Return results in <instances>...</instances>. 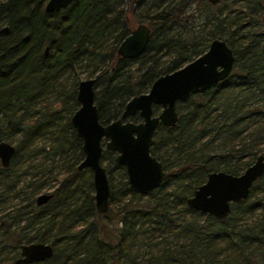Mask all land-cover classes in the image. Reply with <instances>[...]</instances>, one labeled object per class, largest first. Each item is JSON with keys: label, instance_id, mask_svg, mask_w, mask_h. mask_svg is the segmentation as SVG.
I'll list each match as a JSON object with an SVG mask.
<instances>
[{"label": "trees", "instance_id": "obj_1", "mask_svg": "<svg viewBox=\"0 0 264 264\" xmlns=\"http://www.w3.org/2000/svg\"><path fill=\"white\" fill-rule=\"evenodd\" d=\"M44 1L0 0V139L15 145L8 165H0V203L15 199L11 210L0 209V264H264V173L223 218L185 202L208 171L239 173L264 151V0L226 12L213 9L220 0H72L51 12ZM191 4L203 11L196 29L186 27ZM143 18L151 28L145 50L133 59L117 56L118 42ZM213 37L231 47L233 67L179 102L175 124L155 129L150 153L164 179L147 194L133 192L103 149L100 160L121 177L115 183L109 174L108 208L96 212L86 169L76 170L81 140L69 123L80 73L95 75L105 123L130 95L201 53ZM66 80L63 96L72 104L60 110L45 95L60 97ZM41 134L46 141L37 145ZM55 156L64 170L51 199L36 205ZM29 241L51 243L52 256L24 259L18 246Z\"/></svg>", "mask_w": 264, "mask_h": 264}, {"label": "water", "instance_id": "obj_2", "mask_svg": "<svg viewBox=\"0 0 264 264\" xmlns=\"http://www.w3.org/2000/svg\"><path fill=\"white\" fill-rule=\"evenodd\" d=\"M72 0H46L45 11L58 10ZM216 3L218 0H207ZM264 26V25H263ZM148 27L136 24L118 42L116 52L124 58H134L145 48ZM47 45L43 48L46 54ZM234 62L232 49L222 38L213 37L206 48L179 67L157 75L149 87L131 95L123 105L120 117L101 123L94 103V76L80 78L76 83L75 98L78 106L69 117V122L81 140L82 157L77 169L89 168L92 178V197L95 211L103 213L108 208L109 184L103 165L101 149L115 151V162L124 168L129 190L147 194L156 188L165 177L161 162L150 153L153 133L162 124L171 126L178 118L176 103L183 102L197 92H203L231 71ZM156 106L158 110L153 109ZM156 111V112H155ZM137 113L139 120L126 119ZM15 145L0 139V164L5 166L14 153ZM264 173V152H259L253 161L239 173L221 169L210 170L185 199L187 205L200 212L218 218L225 217L231 204L246 198L253 182ZM52 196L51 191L38 192L35 204H43ZM19 254L32 261L50 258L51 243L46 241L22 242Z\"/></svg>", "mask_w": 264, "mask_h": 264}, {"label": "rangeland", "instance_id": "obj_3", "mask_svg": "<svg viewBox=\"0 0 264 264\" xmlns=\"http://www.w3.org/2000/svg\"><path fill=\"white\" fill-rule=\"evenodd\" d=\"M246 4H247V0H220L218 5L213 7V9L214 10L218 9L217 8V6H218L219 8H222L224 12H226L228 9L229 10H232V9L239 10L240 8H244V6ZM185 11L186 12H192V14L194 16L193 20H191V23L187 24L186 27H190V28H193V29L198 28L201 25L200 21H201V15L203 14V11H201V9L196 7V6L194 7V4H191V5L187 6V7H185ZM140 21L146 22L145 18L141 19ZM162 60H164V59H162ZM84 77H85V75L83 73H80L79 79L80 78H84ZM62 86H63L62 89H61L62 95L60 97L56 95L57 91L53 92V93L52 92H48L45 95L46 96L45 97V99H46L45 102H48L50 105H54V106L58 105L60 110L64 106L69 107L70 104H72V100L70 98H68V97L65 98L63 96V93L66 90H68V88L70 87V82L66 80V82H64ZM96 88H97V86H96ZM40 104H42V101L40 102ZM155 110L157 111L158 108H156ZM45 141H46V135H42L41 134V135H39L36 138V144L37 145H39L40 143L45 142ZM107 160L108 159L102 160V163L104 164L105 168L110 169L109 168L110 166H107V164L105 163V162H107ZM53 163L55 164V167H54V169L52 171V175L46 181V185L48 186L46 188V190H51L52 187H54V186H56L58 184L59 179H60V177L62 175V172L64 170V160L61 159L60 157L55 156L54 160H53ZM31 171H32L31 168L27 169V172H31ZM24 176L27 177L26 175H24ZM82 176L84 178L89 177L90 176L89 170L88 171L87 170L84 171ZM120 177L121 176H120L119 170L117 168L113 167L111 169V179H112V181L117 183L118 182V178L120 179ZM42 190L43 189H41L40 191H42ZM258 194H261V193L259 192ZM14 201H15V199L12 198L11 200L7 199L4 202H1L0 203V209L3 212H5L7 210H11L10 207L13 204ZM110 216H112V215L110 214ZM107 217H108V215L107 216L102 215L99 219L107 221ZM78 224L79 223L76 222L75 225L78 226Z\"/></svg>", "mask_w": 264, "mask_h": 264}, {"label": "flooded vegetation", "instance_id": "obj_4", "mask_svg": "<svg viewBox=\"0 0 264 264\" xmlns=\"http://www.w3.org/2000/svg\"><path fill=\"white\" fill-rule=\"evenodd\" d=\"M218 1H219V0H218ZM218 1H217L216 3H218ZM45 2H46V0L43 2V6H42V7H44ZM70 2H71V1H70ZM70 2H69V3H70ZM69 3H68V4H69ZM216 3H214V4H216ZM68 4H67V5H68ZM210 4H212V3H210ZM214 4H213V5H214ZM67 5H66V6H67ZM66 6H64V7H66ZM64 7H60L59 9L64 8ZM59 9H58V10H59ZM43 10H44V8H43ZM58 10H53V11H58ZM44 11H45V10H44ZM48 12H51V11H48ZM138 23H143V24H145V25L148 27V29H149L148 40H149V36H150V33H151V28L148 26V24H147L146 22L139 21V22H137L136 24H138ZM136 24H135V25H136ZM135 25H133L131 28H133ZM131 28H130V29H131ZM129 31H130V30H129ZM123 37H124V36H123ZM211 39H212V38H211ZM148 40H147V43H148ZM147 43H146V45H147ZM44 46H45V45H44ZM43 48H44V47H43ZM145 48H146V46H145ZM145 48H144V50H145ZM144 50H143V51H144ZM143 51H142V52H143ZM142 52H141V53H142ZM47 53H48V45H47V51H46V54H43V49H42V54H43L44 56L47 55ZM141 53H140V54H141ZM140 54H139V55H140ZM116 55L119 56V57H121L120 55L117 54V52H116ZM139 55H137V56H139ZM137 56H136V57H137ZM136 57H134V58H136ZM121 58H124V57H121ZM125 59H133V58H125ZM174 69H175V68H174ZM172 70H173V69H172ZM169 71H171V70H169ZM166 72H167V71H166ZM163 73H164V72H163ZM160 74H161V73H160ZM158 75H159V74H158ZM90 76H94V77H95L94 74H91ZM156 76H157V75H156ZM156 76H155V77H156ZM87 77H88V76H87ZM155 77H154V78H155ZM154 78H153V79H154ZM153 79H152V80H153ZM78 80H79V79H78ZM78 80H77V81H78ZM152 80H151V81H152ZM222 80H223V79H222ZM77 81H76V83H77ZM151 81H150V83H151ZM220 81H221V80H220ZM150 83H149V85H150ZM149 85H148V87H149ZM214 85H215V84H214ZM148 87H147V88H148ZM211 87H212V86H211ZM147 88H146V89H147ZM146 89H145V90H146ZM95 90H96V77H95V81H94V103H95V105H96V107H97V104H96V102H95ZM145 90H143V91H145ZM206 90H207V89H206ZM204 91H205V90H204ZM140 92H142V91H140ZM75 93H76V84H75ZM138 93H139V92H138ZM197 93H198V92H197ZM135 94H136V93H135ZM193 94H194V93H193ZM132 95H133V94H132ZM130 96H131V95H130ZM130 96H129V97H130ZM129 97H128V98H129ZM128 98H127V99H128ZM75 99H76V98H75ZM127 99H126V100H127ZM126 100H125V101H126ZM76 101H77V100H76ZM183 102H184V101H183ZM178 103H179V102H178ZM178 103H176V109H177V105H178ZM123 105H124V104H123ZM70 106H71V104H70ZM77 106H78V101H77ZM77 106H76V107H77ZM76 107H75V108H76ZM63 108H64V107H63ZM75 108H74V109H75ZM122 108H123V106H122ZM74 109L72 110V112L74 111ZM153 109H156V106H153ZM121 110H122V109H121ZM72 112H71V113H72ZM71 113H70V115H71ZM120 113H121V111H120ZM120 113H119L117 116H115L114 118L120 117ZM177 113H178V109H177ZM97 114H98V108H97ZM70 115H69V117H70ZM134 116H135V117H134ZM114 118H111V119H109V120H112V119H114ZM98 119H99V118H98ZM126 119H131V120H134V119H135L134 121H136V120H139L140 118H139L138 114L135 112L134 114L128 116ZM109 120H108V121H109ZM108 121H107V122H108ZM69 123H70V122H69ZM105 123H106V122H105ZM70 125H71V124H70ZM158 125H159V124H158ZM72 128H73V127H72ZM156 128H157V127H156ZM75 134H76V133H75ZM153 135H154V133H153ZM153 139H154V137H153ZM153 141H154V140H153ZM151 145H152V144H151ZM151 145H150V146H151ZM103 149H104V148L101 149V153H102V150H103ZM105 150H107V149H105ZM108 151H111V150H108ZM14 152H15V150H14ZM111 152H112V154H113V157L115 158V153H116V152H115V151H111ZM259 152H264V151H259ZM259 152H257V153H259ZM101 153H100V155H101ZM257 153H256V154H257ZM13 154H14V153H13ZM13 154H12V156H13ZM256 154H255V156H256ZM12 156H11V158H12ZM255 156H254V157H255ZM254 157H253V159H254ZM11 158H10V160H11ZM104 159H107V158L105 157ZM104 159H103V160H104ZM253 159H252L251 161H253ZM114 161H115V160H114ZM251 161H250V162H251ZM9 162H10V161H9ZM9 162H8V163H9ZM78 162H79V161H78ZM250 162H249V163H250ZM100 163L103 165V167H104V169H105L106 177H107V180H108V178H109V174H110V176H111V169H112L113 167L110 166V165H107V166H110V167H109L110 169H107V168H105L104 164L102 163V160H100ZM105 163H106V162H105ZM115 163H116V162H115ZM116 164H117V163H116ZM0 165H1V164H0ZM7 165H8V164H7ZM7 165H5V166H7ZM117 165H118V166H121V165H119V164H117ZM1 166H2V165H1ZM76 166H77V164H76ZM122 167H123V166H122ZM83 169H86L87 171L89 170V174H90L89 178H90V180H91V185H92V178H91V171H90V169L87 168V167H85V168H81V169H77V167H76V170H83ZM123 169H124V168H123ZM109 172H110V173H109ZM124 173H125V172H124ZM125 179H126V176H125ZM43 191H44V190H43ZM45 191H51V190H45ZM40 192H42V191H40ZM51 193H52V191H51ZM52 195H53V193H52ZM51 197H52V196H51ZM51 197L48 198L43 204H45L48 200H50ZM34 198H35V196H34ZM108 201H109V199H108ZM34 202H35V200H34ZM36 205H37V204H36ZM40 205H42V204H40ZM108 205H109V203H108Z\"/></svg>", "mask_w": 264, "mask_h": 264}]
</instances>
